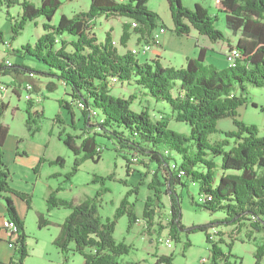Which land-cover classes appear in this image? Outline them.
Here are the masks:
<instances>
[{
  "label": "trees",
  "instance_id": "trees-1",
  "mask_svg": "<svg viewBox=\"0 0 264 264\" xmlns=\"http://www.w3.org/2000/svg\"><path fill=\"white\" fill-rule=\"evenodd\" d=\"M172 13L173 31L188 35L192 29L207 35L212 41L227 40L229 48L240 51V59L226 68L205 63L207 49L198 46L196 57H188L181 68L164 66L160 58L140 62L132 49L121 52L114 43L111 31L99 40L93 28L100 16L126 17L123 23L120 44L127 47L131 34L142 40H150L159 25L167 27L159 13L148 7V0H91L88 11H80L73 16L62 14L58 25L51 24L56 11L62 6L61 0H41L38 6L30 0H0V7L20 5L21 18L11 26L15 39L30 21L43 17L44 33L33 44H23L13 49L21 58L34 57L49 67L51 77L65 84L71 100L60 99L59 105L67 108L71 125L77 130L75 114L71 104L83 101L84 128L76 134H68L62 129L58 138L75 155L71 174H75L80 164L86 160L99 162L103 147L99 139L112 143L113 149L126 160L127 172H132L131 164L139 161L151 181L146 185L152 194L146 198L142 218L153 226L158 212L164 207L163 197L168 196V212L164 214L166 224H159V230L167 229L169 236L181 240V233L201 231L211 242V264H237L232 260L229 242L227 250L210 238L208 229L213 225L197 224L187 228L182 223V195L178 188L197 184L199 197L212 199L195 204L211 212H225L223 222L242 228L250 221L251 230L246 231L250 240H257L254 264H264V134L257 126L246 124L237 118V109L250 99L247 83L253 87H264V0H219L217 8L225 14V22L233 34H240L236 43L231 44L223 30L214 24L215 16L200 3L193 7L182 4L181 0H166ZM1 34V33H0ZM3 39L1 38L0 41ZM116 41V40H115ZM0 52V76L30 77L37 71L20 62L9 65ZM111 81L129 82L137 86V93L128 97L112 93ZM49 89L56 87L54 81ZM15 93H19L14 89ZM151 97L170 105V113H161L153 118L148 108L136 111L131 108L138 99ZM33 100L28 99L26 125L30 135L40 131L35 116L43 117V110H32ZM256 105V103H253ZM8 102L0 101V197L6 202L7 220L15 221L17 237L14 238L15 254L8 264H25L29 254L24 220L20 218L11 194L19 196L31 208V195L10 185L11 171L4 160L3 147L9 127L2 118ZM98 117L97 122L90 120ZM231 117L236 129L224 131L225 138L211 141V134L219 131L220 119ZM60 115L57 120L60 122ZM184 122L190 131L179 132L169 127V122ZM99 132L98 131V129ZM21 140H19L20 142ZM25 155L26 152L16 151ZM220 156V163L214 157ZM44 160V158H42ZM56 163L64 164L58 157ZM137 163V162H136ZM173 164L176 167H173ZM219 168V170H218ZM219 171V172H218ZM114 179V174L95 175L94 181ZM141 183V182H140ZM138 190V187H136ZM57 190L47 194L48 210L66 207L70 209L53 244L60 250L64 262L71 252L80 253L84 264H143L140 261H120L128 255L131 246L118 241L114 236L118 218L125 214L130 230L138 221L135 203L124 196L112 217L105 219L99 213L98 197H87L80 201L57 198ZM51 224L43 213L38 214V226ZM191 244L187 240L184 250ZM153 264H173L171 254L155 253ZM239 264H243L240 262Z\"/></svg>",
  "mask_w": 264,
  "mask_h": 264
},
{
  "label": "rangeland",
  "instance_id": "rangeland-1",
  "mask_svg": "<svg viewBox=\"0 0 264 264\" xmlns=\"http://www.w3.org/2000/svg\"><path fill=\"white\" fill-rule=\"evenodd\" d=\"M36 5L41 4V0H30ZM62 6L55 12L51 24L58 25L62 14L73 16L80 11H88L90 9L91 0H61ZM182 4L188 7H193L196 3H200L208 8L211 15L215 16L214 24L217 28L223 30L225 35L231 37V43L235 44L238 38H235L230 29L227 28L225 22V14L220 12L217 8V0H181ZM148 7L159 13L163 23L167 26V33L165 31L164 40L166 45L165 51L162 54L161 63L164 66H174L181 68L185 65L183 53L176 52L177 37L173 31L174 23L172 13L166 0H148ZM21 6L15 5L13 7H0V52L1 56L8 59L12 64L24 62V64L31 66L37 71L33 72L31 77H15L14 75H1L0 83L6 86L5 91H0V101L8 102V108L2 118L4 124L9 127V132L6 138L4 151V160L11 171L10 185L13 188L27 192L31 195V208L27 203L20 199L19 196L11 194L16 209L20 218L24 220L25 231L28 235L26 239L29 254L26 257V264H84V260L80 253L71 252L69 260L64 262V258L60 250L53 244L54 237L58 232V224H62L66 219L70 209L66 207H59L49 209L47 203V194L50 190H57V198L66 200L80 201L87 197H94L96 193L101 192L98 197L99 213L103 219L112 217L120 206L124 196L132 191L127 199L130 203H135L136 213L139 216L137 223L129 230V219L125 214L118 218L115 226L114 236L118 241H124L131 246L128 255L119 257L120 261H140L143 264H153L156 256L161 254L173 255V264H211L210 244L207 240L205 232L197 231L187 234L181 233V240L176 241L172 238V247L167 246L166 238L169 236L167 229L159 230V224L164 226L166 220L164 214L168 212L169 202L168 196L163 197V208L158 212L156 224H150L146 219L142 218L146 198L152 194L148 189L147 183L151 181V175L147 173L143 164L139 161H133L131 164L132 172L128 174L126 160L120 153L113 149L112 143L105 138H100L99 141L107 147L102 148L101 159L95 162L91 159L86 160L80 164L78 171L71 174L75 155L69 150L68 146L64 144L58 137L62 129H65L68 134H76L81 132L84 128V114L77 104H71V108L75 114V123L78 126L76 130L71 125V114L69 110L59 105L60 99L71 100L68 88L65 84L58 82L54 77H51L49 67L40 60L31 57H19L12 51L20 48L23 44H33L38 37L45 31L43 23L46 21L43 17H38L36 21H30L21 30L19 35L14 39L12 37L11 26L16 19L21 18ZM128 22V21H126ZM125 23V22H123ZM123 25L117 17L106 19L105 17H98L96 19L95 28L93 32L96 33L99 40L103 41L106 32L111 31L112 37H117L116 42L120 51H126V48L119 46V40L122 34ZM192 35L188 37L189 52L194 50L198 54V49L195 47L196 39L202 35L192 29ZM135 34V33H133ZM164 34V33H163ZM161 34V35H163ZM160 35V37H161ZM240 35V34H238ZM179 36V35H178ZM184 36V35H180ZM194 38H193V37ZM205 36V35H204ZM207 36V35H206ZM192 37V38H191ZM177 38V39H176ZM211 49L208 51L207 61L205 63H213L217 67L233 66V62L228 64L224 52L227 51L229 44L227 40L212 41L206 37ZM185 39V37H184ZM195 39V40H194ZM200 43H204L200 40ZM137 44V42L135 43ZM134 41L129 42V46L135 47ZM161 45V43H160ZM158 46V45H156ZM193 46V48H192ZM155 47V46H154ZM147 53V52H145ZM149 53V52H148ZM150 52L148 56H151ZM140 62H144L146 55H136ZM160 58V57H159ZM151 58L146 61H150ZM209 65V64H207ZM49 80L54 81L56 87L49 89L46 84ZM31 83L32 89H26V84ZM112 93L118 96L128 97L132 93H137V86L129 82H115L111 81ZM249 97L247 103L243 104L237 109V118L246 124L255 125L259 128L260 134H264V87H253L247 83ZM17 89L19 93H15ZM4 96V98H3ZM31 98L34 110H43L44 116H35L36 124L40 126V131L30 135V131L26 125V118L28 117L26 108L28 99ZM142 102L138 99L131 106L132 109L139 111L143 106L148 108L149 113L153 118L161 116V113H170V105L163 101H157L151 97H142ZM253 103H256L254 105ZM60 115L62 122L57 120ZM98 117H93L90 122H97ZM219 131L211 134L210 140L225 138L224 131L236 129V126L231 117L220 119L217 123ZM169 127L175 131L186 132L190 131V126L184 122H176L172 120L169 122ZM98 129V128H97ZM99 131V129H98ZM101 132V131H99ZM19 140H21L19 142ZM26 152L25 155L17 154L16 151ZM58 157L65 159L64 164L56 163ZM44 158V160H42ZM220 163V156L214 157ZM137 162V163H136ZM219 170V168H218ZM220 171V170H219ZM218 171V172H219ZM114 174L115 178L105 179L103 181H94L95 175L107 176ZM141 182V183H140ZM138 187V190L136 189ZM181 193L182 205V223L187 227L197 224H210L213 226L208 229V233L213 235L214 241L219 243L222 249L227 250L229 242L234 243L231 248L232 260H236L237 264H254L256 261L254 252L256 241L260 240L261 235L256 233V240H250L246 236V231L251 230L250 221L246 220V225L242 228L238 226L228 225L223 222L225 212L216 211L211 212L204 210L202 207L195 204L199 198V189L197 184L190 183L188 187L178 188ZM43 213L44 216L50 220L51 224L39 228L38 214ZM6 202L3 197H0V238L6 236L3 225L7 223ZM6 240V239H5ZM187 240L191 241L190 246L184 250V244ZM206 258L205 261L202 259Z\"/></svg>",
  "mask_w": 264,
  "mask_h": 264
},
{
  "label": "crops",
  "instance_id": "crops-1",
  "mask_svg": "<svg viewBox=\"0 0 264 264\" xmlns=\"http://www.w3.org/2000/svg\"><path fill=\"white\" fill-rule=\"evenodd\" d=\"M217 1H219V0H217ZM118 19L120 20V22L122 23V25H123V22H126V21H130V19L129 18H126V17H118ZM94 28H95V26H94ZM93 28V29H94ZM167 28V27H166ZM193 32V30L192 31H190V33L188 34V35H184V36H178V34H176V33H174V34H176L177 35V37L179 38V39H177V45H176V52L178 53V52H181V53H183V58L185 59V61H186V59L188 58V57H190V56H192V54H196V52L194 51V50H192L191 52H189V50L187 49V47L189 46V40L187 39L188 37H190ZM197 32V31H196ZM166 33H167V31H166ZM166 33H164L163 35H161V37H160V42H161V45H158V46H155V47H153L152 48V50L150 51V52H152V55L151 56H148L147 57V55L150 53H143V55H146V57H147V59H149V58H151V60L152 59H154V58H159L160 57V59L162 58V54H163V52L165 51V49H164V46L166 45V43H165V40H164V35L166 34ZM235 36V38H238L239 37V35H237V33L234 35ZM184 37H185V39H184ZM193 37V36H192ZM191 37V38H192ZM206 37H208V36H204V35H201L200 36V38L198 37L195 41H196V45H195V47L198 49V46H203V47H205L206 49H207V54H206V61H207V57H208V51H209V49H211L210 48V46H209V43H208V40H206L207 38ZM116 38L117 37H114L113 36V39L114 40H116ZM194 38V37H193ZM228 38H229V40H230V42H231V37L230 36H228ZM209 39V38H208ZM200 40H203V42L204 43H200ZM210 40V39H209ZM130 41H134V44L137 42V44L138 43H140V42H142L143 40L142 39H140L139 38V36L137 35V34H131V36H130V39H129V41H128V49H130L131 47L129 46V42ZM119 44H120V40H119V42H118ZM231 44H233V43H231ZM136 45V44H135ZM230 47V46H229ZM229 47H228V49H229ZM133 48V47H132ZM192 48H193V46H192ZM227 49V50H228ZM122 52V51H121ZM124 52V51H123ZM227 52V51H226ZM226 52H224V55L226 54ZM192 53V54H191ZM192 57H195V55H193ZM146 59V60H147ZM207 64H213V63H207ZM223 68H225V67H223ZM50 85H51V82L50 83H47L46 84V87L48 88V87H50ZM3 98H4V96H3ZM69 214V213H68ZM138 224V223H137ZM60 225L61 224H58V232H57V234L59 233V231H60ZM5 224L3 225V228H4V233L6 232V230H5ZM57 234H56V236H57ZM5 235L6 236H4V238H3V236H1L2 238H0V264H8L9 263V261H10V259L12 258V256H13V254H15V248H13V247H10L9 246V241H8V238H9V236H8V234L7 233H5ZM55 236V237H56ZM54 237V238H55ZM6 239V240H5ZM25 264H26V260H25Z\"/></svg>",
  "mask_w": 264,
  "mask_h": 264
},
{
  "label": "built area",
  "instance_id": "built-area-1",
  "mask_svg": "<svg viewBox=\"0 0 264 264\" xmlns=\"http://www.w3.org/2000/svg\"><path fill=\"white\" fill-rule=\"evenodd\" d=\"M167 30L166 27H164L163 25H159L156 29H154L153 31V37L150 38V40L146 41V40H143L142 42L138 43L135 45V47L132 48V52L133 54L135 55H138V54H142V53H145V52H150L152 50V48L156 45H160V35L165 33V31ZM114 40V39H113ZM240 51L236 48V47H231L227 50L226 54H225V57L227 59V63L230 64L231 62H235V61H238L240 59ZM9 65H11V63L9 62V60L6 61ZM30 77L33 76V73L30 72ZM6 85L4 83H0V91H5L6 90ZM26 89H32V84L31 83H27L26 84ZM84 102L83 101H79L77 103V106L82 108L83 107V104ZM173 167L175 168L176 165L173 164ZM212 199L211 196H209L208 198H204L203 196H200L198 198V200L200 202H205L207 200H210ZM5 230H6V233L8 234L9 238H8V241H9V246L10 247H15V243L13 242L14 238L17 237V227H16V224H15V221L13 220H8L7 223H5ZM210 238L213 239V235H210ZM172 238L170 236H168L166 238V245L169 246V247H172ZM206 258L202 259V261H205Z\"/></svg>",
  "mask_w": 264,
  "mask_h": 264
},
{
  "label": "bare ground",
  "instance_id": "bare-ground-1",
  "mask_svg": "<svg viewBox=\"0 0 264 264\" xmlns=\"http://www.w3.org/2000/svg\"><path fill=\"white\" fill-rule=\"evenodd\" d=\"M114 43H116V41L114 40Z\"/></svg>",
  "mask_w": 264,
  "mask_h": 264
}]
</instances>
